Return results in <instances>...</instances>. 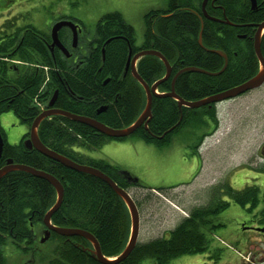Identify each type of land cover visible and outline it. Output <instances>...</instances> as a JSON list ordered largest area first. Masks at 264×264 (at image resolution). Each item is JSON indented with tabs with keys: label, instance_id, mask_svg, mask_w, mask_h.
<instances>
[{
	"label": "trees",
	"instance_id": "1",
	"mask_svg": "<svg viewBox=\"0 0 264 264\" xmlns=\"http://www.w3.org/2000/svg\"><path fill=\"white\" fill-rule=\"evenodd\" d=\"M202 3L203 0H167L166 8L147 12L139 46L135 43L133 27L123 16L118 12L107 13L96 23L86 52L69 57L57 49L50 50L51 38L47 31L31 23L19 26L18 15L4 20L0 25V113L12 111L29 130L57 91L54 108L93 118L114 129L127 127L143 111L146 97L141 85L130 70L125 73L124 67L129 54L133 57L142 50L157 51L170 64V76L159 84L158 93L170 90L172 79L181 69L194 67L219 72L224 59L211 50L226 55L225 69L217 75L179 74L174 84L175 93L193 102L244 83L258 71L252 25L264 20V4L253 10L248 0H207V15L221 20L214 21L204 16ZM59 18L73 19L65 15ZM200 34L202 45L198 41ZM59 39L63 43L61 33ZM136 69L149 85L166 73L163 62L152 55L140 58ZM103 106L106 110L98 113ZM209 123L212 127L216 125L213 105L179 108L173 98L153 96L147 128L141 126L131 136L161 148L169 145L184 129H202ZM193 132L188 134L190 140L194 138ZM37 134L46 148L80 165L99 169L126 191L131 187L148 188L139 180H133L132 174L124 172L119 165L82 152L127 137L112 139L60 115L43 119ZM28 136L27 132L17 145L4 142L0 167L10 159L58 179L63 186V198L51 216V224L87 231L95 237L105 257L118 256L130 234V217L123 201L97 177L70 170L34 149H27L22 140ZM202 138L192 143L193 154H197ZM258 172L264 175V165ZM210 191L211 199L206 205L193 208L188 217L162 236L137 243L125 260L114 264H173L183 256L200 253L219 236L216 231L207 230L223 226L219 214L229 206L222 201L224 194L239 202L242 208L246 203L250 208L264 203V191L255 184L237 191L223 183ZM55 201L54 187L43 178L15 170L0 179V264H7L4 246L9 242L20 254L32 256L42 247L39 243L42 234L38 236V233L43 232V217ZM47 241L55 243L47 264H101L92 257V246L82 237H63L52 232Z\"/></svg>",
	"mask_w": 264,
	"mask_h": 264
},
{
	"label": "rangeland",
	"instance_id": "2",
	"mask_svg": "<svg viewBox=\"0 0 264 264\" xmlns=\"http://www.w3.org/2000/svg\"><path fill=\"white\" fill-rule=\"evenodd\" d=\"M166 6L167 0H0V25L18 15L17 24L31 23L50 31L51 24L63 14L80 20L85 30L93 34L103 15L118 12L133 27L135 43L139 46L145 14ZM215 116V127L209 123L202 129L194 126L195 131L184 129L169 145L161 148L130 135L123 141H109L93 151H82L90 157L118 164L148 187L128 190L140 216L137 243L158 238L174 229L193 208L208 203L210 189L218 184L226 183L237 191L252 184L264 188V177L258 172L264 165V85L217 104ZM28 131L12 111L0 113V135L6 144L17 145ZM190 132L194 133L192 140L188 138ZM198 137H203L199 154H193L191 145L195 139L199 140ZM160 187L170 188L161 191ZM221 197L228 201L226 194ZM242 211L229 203V207L219 214V221L225 227L216 231L219 236L212 242L236 241L238 236L232 237V234L236 222L244 216ZM261 241L262 238L255 234L250 243L261 244ZM47 242L42 243L33 256L20 254V250L9 242L4 246L7 264H47L46 259L55 245L52 241ZM246 258L240 260L246 261ZM175 263L194 264V260L180 263L179 258L173 261Z\"/></svg>",
	"mask_w": 264,
	"mask_h": 264
},
{
	"label": "water",
	"instance_id": "3",
	"mask_svg": "<svg viewBox=\"0 0 264 264\" xmlns=\"http://www.w3.org/2000/svg\"><path fill=\"white\" fill-rule=\"evenodd\" d=\"M249 1L251 3V7L254 8L256 6V0H249ZM206 2H207V0H203V3H202V11H203L204 16L207 19H211L214 21H216V20L221 21L220 19L211 18L207 15V13L205 12ZM226 23H228V22H226ZM63 26H69L72 29V31H73V46H75L76 39H77V31H76L77 26L71 21L62 20V21L56 22L51 27V30H50V38H51L50 48L53 49L54 47H57L61 52L65 53V55L68 56L69 54H68L66 48L63 46V44L61 43V41L58 38V31ZM201 30H202V27H201ZM263 32H264V21L262 23L256 25V32L254 35V51H255V55L259 61V70L257 71V73L252 78L248 79L247 81H245L244 83H242L238 86H235L231 89L223 91L219 94L212 95V96L204 98L202 100L193 101V102L185 101L175 93L174 84H175L177 76L182 72H203V73L209 74V75H217V74L221 73L227 65V57L223 52H221L219 50H211V52H214V53L220 55L224 59V65L219 72L211 73V72H207V71L197 69V68H193V67L184 68L174 76V78L172 79V82H171L170 90L165 92V93H158L157 92V87L159 86V84L162 83L163 81L167 80L170 76V73H171V67L167 63L165 58L159 52L154 51V50H142V51H139L136 54H134L133 57H130V54H129V57L127 59V63L125 65V73L127 72L128 68H130L131 76L141 85V87L144 90L145 97H146V103H145V107H144L143 111L136 118V120L132 124H130L129 126L124 127V128L114 129V128H111V127L104 125L103 123H101L98 120H95L93 118H88V117L72 114L70 112L54 108L53 107L54 101L57 97V91H56L53 94V96L51 97L50 101L48 102L46 108L44 110H42L37 115V117L33 120L32 124L30 125V128H29V136H28V138H26L23 141V145L27 149H34V150L38 151L42 155L60 163L61 165H63L66 168H69L73 171H77V172H81V173L91 174V175L97 177L98 179H100L101 181H103L104 183H106L114 191V193L123 201V203L125 204V206L128 210L129 217H130V234H129L128 242L125 245L124 249L121 251V253L118 256H116L115 258H107L102 254L97 240L95 239V237L91 233L84 231V230H81V229H77V228L53 226L51 224L50 219H51L52 214L56 210H58V208L61 205L62 198H63V186H62V184L59 182L58 179H56L55 177H53L49 173L36 170V169L31 168V167L26 166V165L13 163L12 160L8 159L5 163V165L0 168V179L4 175H6L8 172H12L15 170L24 171V172L30 173L36 177L43 178V179L47 180L54 187V189L56 191V201H55L54 205L47 211V213L43 217V225L45 228H44L42 236L39 240L40 243H44L46 240H48L51 232L56 233V234L63 236V237H74V236L82 237V238L86 239L91 244L92 248H91L90 252H91L92 257L97 262H99L101 264H114V263L121 262V261L125 260L130 255V253L133 251L134 247L136 246V244L138 242V233H139V226H140V216H139L138 207H137L134 199L132 198V196L130 195V193L128 191L119 187L115 183V181H113L109 176L104 174L99 169L94 168L92 166L80 165V164H78V163H76V162H74V161H72V160H70V159H68V158L48 149V148H46L40 142V140L38 138V134H37V129H38L40 122L43 119L48 118L50 116L60 115V116L66 117L69 120L85 124V125L93 128L98 133L106 135L107 137L117 139V138H125V137L132 135L141 126H143L144 128H147V122L149 121V119L151 117V107H152L153 96H163V97L173 98L174 100H176L177 106L179 108L187 107L190 109H197L199 107H202L205 105H210L212 103H218V102H222L224 100L234 99V98H236V97H238V96H240V95H242L248 91L258 89L264 85V57L261 53V48H260V41H261V36H262ZM198 41H199V44L202 45L201 34L199 35ZM103 52H104V50L102 49V53ZM146 55H152V56H155L158 59H160L163 62L164 66H165V70H166L165 75L162 78H160L159 80L155 81L151 85L145 83L141 79V77L138 75L137 70H136L137 61ZM104 110H106V106L100 107L97 110V112L101 113ZM159 138H162V137H159ZM2 146H3V142H2L1 137H0V157L2 154ZM133 180H137V179L134 178Z\"/></svg>",
	"mask_w": 264,
	"mask_h": 264
},
{
	"label": "flooded vegetation",
	"instance_id": "4",
	"mask_svg": "<svg viewBox=\"0 0 264 264\" xmlns=\"http://www.w3.org/2000/svg\"><path fill=\"white\" fill-rule=\"evenodd\" d=\"M249 3H250V1H249ZM262 4H264V0H256V6L254 8L251 7V9L257 10L258 8L261 7ZM250 6H251V3H250ZM60 16L62 17L63 14H61ZM65 17H69V15H65ZM62 20L71 21L77 26V29H76L77 39H76L75 46H73V31H72V29L69 26H63L58 31V38H59V34L61 33L62 36L64 37V39H63L64 41H63V43L62 42L61 43L66 48L69 55L66 56L65 53L61 52L57 47H54L53 49H51L49 47L50 50L53 52L55 49H57L65 57H69V56H71V54H75V53L76 54L77 53H81V54L85 53L86 51H84V50L86 48V45L91 40V38L93 37L94 32H93V34H91L88 31H86L84 25L81 24L82 22L80 23L79 22L80 20L78 21L75 18H73V19H68V18L60 19L58 17V19H56L54 21V23L51 24V27L56 22L62 21ZM262 22H260V23H262ZM260 23H258V24H260ZM243 25L245 26L248 24H243ZM256 25L257 24L252 25L255 28V32H256ZM19 26H21V25H19ZM248 26H250V25H248ZM50 30H51V28H50ZM47 32L50 34V31H47ZM254 35H255V33H254ZM238 36L241 38L243 37L240 35H238ZM263 36H264V32L261 36V41H260L261 53L264 57V41H262ZM253 40H254V37H253ZM81 50H83V51H81ZM257 61H258V59H257ZM258 68H259V61H258ZM255 90H257V89H255ZM248 92H250V91H248ZM28 134H29V131H28ZM0 137H1V135H0ZM1 140H2V137H1ZM24 140H22V143ZM2 142L4 145V140H2ZM200 145H201V142H200L199 146ZM2 149H3V146H2ZM196 151H197V154H199L198 148ZM261 176L264 177L263 174H261ZM216 186H218V185H216ZM216 186H214V187H216ZM249 186H246V187H249ZM246 187H244L241 190H244ZM241 190H239V191H241ZM263 191H264V188L262 189V192ZM210 199H211V196H210L209 200ZM222 201H226V200L222 199ZM226 202H228V203L231 202L233 205H236L238 207V209L241 208L243 210L242 212L244 213V216L241 219H239L238 222H236V229H234V232H233L234 234H232V237L238 236L236 241H234L232 243L230 241V243H227V244L226 243L223 244V243L211 242L207 246H205L200 253H197L195 255H190V256H183V258H180V263H183L187 259H190V260L192 259V260H194V264H264V251L262 248V247H264V245H263L264 244V241H263V239H264V220H263L264 219V212H262V210L264 208V203H259V205L255 208H250L249 204L246 203V204H244L245 205L244 208H242V206L239 202L233 201L230 198H228V201H226ZM240 215H242V214H240ZM222 224H223L222 227L207 230V231H219L220 228L225 227V224L224 223H222ZM255 234L259 235L262 238L261 244L250 243V242H252ZM252 235H253V237H252ZM39 243H40V241H39ZM255 248H256V251L253 252V250ZM245 256H247L246 261H241L240 259L244 258ZM248 256H249V258H248Z\"/></svg>",
	"mask_w": 264,
	"mask_h": 264
},
{
	"label": "bare ground",
	"instance_id": "5",
	"mask_svg": "<svg viewBox=\"0 0 264 264\" xmlns=\"http://www.w3.org/2000/svg\"><path fill=\"white\" fill-rule=\"evenodd\" d=\"M253 41H254V40H253ZM253 43H254V42H253ZM253 45H254V44H253ZM165 60H166V59H165ZM166 61H167V60H166ZM137 62H138V61H137ZM167 63L169 64L168 61H167ZM136 65H137V63H136ZM169 65H170V64H169ZM193 68H194V67H193ZM197 69H198V68H197ZM128 70H130V68H128ZM128 70H127V71H128ZM136 70H137V69H136ZM181 70H182V69H181ZM181 70H180V71H181ZM201 70H202V69H201ZM258 70H259V68H258ZM124 71H125V67H124ZM130 73H131V72H130ZM183 73H184V72H182V73H180V74H183ZM199 73H203V72H199ZM232 88H233V87H232ZM230 89H231V88H230ZM225 101H227V100H224V101H222V102H225ZM222 102L212 103V104L207 105V106L210 107L211 105H213V107H214V109H215V108H216V105L219 104V103H222ZM205 106H206V105H205ZM202 107H203V106H202ZM186 108H187V107H186ZM199 108H200V107H199ZM197 109H198V108H197ZM109 138H110V137H109ZM112 139H114V138H112ZM1 155H2V154H1ZM92 158H93V157H92ZM68 159H69V158H68ZM95 159H96V158H95ZM7 160H8V159H7ZM7 160H6V161H7ZM70 160H71V159H70ZM6 161H5V163H6ZM5 163H4V165H5ZM4 165H3V166H4ZM3 166H1V167H3ZM1 167H0V168H1ZM68 169H69V168H68ZM121 169H122L124 172H126V173H128V174H131L130 172H128V170L123 169L122 167H121ZM70 170H71V169H70ZM104 174H105V173H104ZM55 193H56V191H55ZM42 223H43V220H42ZM43 226H44V225H43Z\"/></svg>",
	"mask_w": 264,
	"mask_h": 264
},
{
	"label": "crops",
	"instance_id": "6",
	"mask_svg": "<svg viewBox=\"0 0 264 264\" xmlns=\"http://www.w3.org/2000/svg\"><path fill=\"white\" fill-rule=\"evenodd\" d=\"M97 159V158H96ZM100 159H102V158H100ZM108 161V160H107ZM116 165H118V164H116Z\"/></svg>",
	"mask_w": 264,
	"mask_h": 264
}]
</instances>
